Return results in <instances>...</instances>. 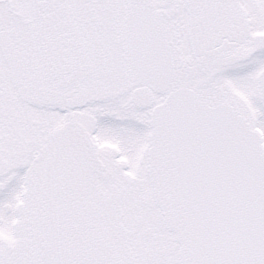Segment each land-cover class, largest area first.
Segmentation results:
<instances>
[{
	"label": "snow or ice",
	"instance_id": "obj_1",
	"mask_svg": "<svg viewBox=\"0 0 264 264\" xmlns=\"http://www.w3.org/2000/svg\"><path fill=\"white\" fill-rule=\"evenodd\" d=\"M0 264H264V0H0Z\"/></svg>",
	"mask_w": 264,
	"mask_h": 264
}]
</instances>
